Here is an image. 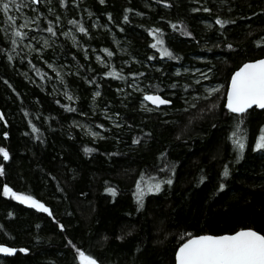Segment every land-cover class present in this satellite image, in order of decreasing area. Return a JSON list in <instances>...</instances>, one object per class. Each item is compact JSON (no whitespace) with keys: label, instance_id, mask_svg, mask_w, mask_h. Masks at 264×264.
Returning <instances> with one entry per match:
<instances>
[{"label":"trees","instance_id":"trees-1","mask_svg":"<svg viewBox=\"0 0 264 264\" xmlns=\"http://www.w3.org/2000/svg\"><path fill=\"white\" fill-rule=\"evenodd\" d=\"M229 5H234L231 11ZM203 6L212 12L191 11ZM50 7L55 11L41 6L47 19L41 17L39 32L35 27L25 30L47 38L50 34L43 29L48 20L61 33L72 30L82 47L77 49L70 38L58 34L52 39L59 55L49 63L57 70L62 68L68 90L78 99L65 98L64 86L39 56L33 53L21 59L28 51L23 45L8 51L10 42L0 40V47L5 48L0 52V112L4 114L0 147L10 154L8 161L0 154L4 165L0 175V243L17 249L0 255V264H80L69 239L102 264H174L175 250L189 234L219 235L244 226L264 232V151L252 150L264 126V111L257 109L242 125L247 130L248 147L243 158L236 160L228 139L233 128L223 108L224 94L216 102L194 96H202L204 83L222 84L224 90L238 66L264 56V44H254L264 37V0H229L224 5L219 0H201L200 4L171 0L170 7L158 0H106L104 4L66 0L63 6L52 0ZM125 9L134 10L128 13L130 23L123 20ZM26 10L28 16L33 15L30 8ZM57 15L59 24L55 23ZM216 15L236 21L225 26L223 36L217 31ZM72 19L80 21L88 35L69 24ZM5 20L0 12V27H5ZM205 22L212 27L207 28ZM149 28H160L164 47L180 59L162 57L159 47L152 48L155 38ZM181 28L193 36L182 35L177 31ZM3 35L0 32V37ZM33 41L42 46L41 40ZM227 43L234 48L228 49ZM104 48L113 56L108 57ZM8 55L13 56L11 61ZM97 55L108 63H99ZM28 60L42 69L43 80ZM109 67L122 71L126 79L104 76ZM184 68L190 71L184 73ZM192 69L208 78L197 84V72ZM129 72H142L143 76L135 77L137 83L145 90L159 85L160 94L173 104L158 111L142 109L143 94L131 86L134 78ZM92 77H96L94 84H88ZM173 82L177 88L169 86ZM184 84L192 87L184 89ZM97 90L101 95L94 101ZM185 100L196 107L185 110ZM206 103L220 107L200 113ZM64 104L76 111L66 110ZM29 121L38 132L33 133ZM84 125L100 132L103 139L86 134ZM4 131L8 137L3 136ZM134 137H139L136 144ZM85 146L96 151L85 154ZM225 165L230 169L227 178L221 176ZM169 178L172 184L165 183L158 193H146L144 206L138 210L137 182L146 188ZM221 180L226 184L223 190L218 187ZM4 184L40 200L55 219L3 196ZM106 187L116 188L115 197L104 191ZM56 221L65 228L61 230ZM21 247L30 251L20 252Z\"/></svg>","mask_w":264,"mask_h":264},{"label":"snow or ice","instance_id":"snow-or-ice-1","mask_svg":"<svg viewBox=\"0 0 264 264\" xmlns=\"http://www.w3.org/2000/svg\"><path fill=\"white\" fill-rule=\"evenodd\" d=\"M75 3L76 0H73ZM101 4H104L106 0H99ZM158 2L165 7L171 6V0H158ZM196 3L200 4L201 0H195ZM229 0H219L221 5L228 4ZM52 4V0H0V12L4 14L6 20L4 21L5 27H0V32H3V37H0V40L4 42H10V48L8 51H15V49L19 45H23L25 49L28 51L22 55L21 59H27L29 55L36 54L39 56L41 60H44V63L47 64L49 69H52L55 72V79L59 80L61 84L64 86L63 95L66 99L72 101L78 99L71 91H69V86L65 83V78L62 74V68L57 70V66L52 63H49V60L58 57L59 53L56 50L55 41L52 39L56 37L58 34L63 35L71 39L72 43L76 45L77 49H80L82 46L77 41L75 35L72 34V30H68L65 32H60L59 29L53 26V21L48 20V26L43 29L48 34H50L47 38L39 37L38 35L32 34L25 29H29L31 27H35L37 32L41 30L40 22L41 17L47 19V16L44 12L41 11V6H45L48 12H54L55 9L50 7ZM66 4V0H59V5L63 6ZM150 6V5H149ZM234 5H229L228 10L231 11V8ZM30 8L33 12L32 16L24 15L22 17L23 23H17L16 16L10 15V12L19 13L21 9ZM129 11H134L132 9H125L123 20L125 22L130 23L129 19ZM192 12H208L211 13L212 9L203 6L199 8H192ZM264 11V9H262ZM91 15V13H89ZM109 19H111V14L109 13ZM140 15H143L140 13ZM60 17L56 16L55 23L59 24ZM215 25L219 26L217 30L221 36L226 33V25H235L236 21L233 19L222 17L221 15H216L214 17ZM69 24L75 25L78 29L79 33L88 35L87 28L78 20L72 19L68 21ZM171 23V22H170ZM207 28H211L212 24L205 22ZM107 27V25H104ZM172 27L175 29L176 25L173 23ZM180 31L182 35L185 36H193L191 31H187L186 29H177ZM149 34H151L155 39L152 43V48H158L160 55L170 57L173 60L180 59L179 56L174 55L168 48L164 47V40L161 37V29L160 28H149ZM27 40V43H25ZM33 40H41L42 46H37L32 43ZM51 41V42H50ZM254 44L257 46L264 44V37L256 39ZM219 47V45H216ZM226 47L228 49H233L234 45L232 43H227ZM211 50V49H209ZM5 48L0 47V52H4ZM104 52L107 53L108 57L113 56V52L108 48L103 49ZM84 57L88 56V52H83ZM48 59H45V57ZM35 58V57H33ZM13 59L12 55L7 56V60L11 61ZM151 59V57H149ZM198 59L206 60L207 57H198ZM96 60L101 64H107L108 61H105L99 55L96 56ZM28 64L33 70L36 72L38 76L43 80L45 78L42 69L36 67L31 60H28ZM177 73H180V69L176 70ZM184 73H188L190 70L188 68L183 69ZM191 71H195L198 74L199 79L196 80V83L199 84L200 79H207L208 77L199 72L198 69H192ZM209 74L211 73V69L208 70ZM104 76L116 77L117 79L124 81L126 76L122 71L118 72L117 69L109 67L108 71L103 72ZM128 76L133 77L132 87H134L135 91L142 92L143 99L141 100L140 107L147 111H158L162 110L160 106H168L172 105L173 101L170 98H165L159 92V85H149V89L145 90L141 85H139L135 79V77L143 76L142 72H129ZM96 77H92L87 80L88 84H94ZM171 88H177L178 85L173 82L169 85ZM192 87L189 84H184L183 88L188 89ZM222 86L217 84L215 87L205 88V92L207 95L201 96L199 94L194 93L195 99H203L208 101V98L211 97L214 93L220 92ZM100 91H95L93 93V100L100 96ZM171 95H176L175 93H171ZM147 102H151V105L155 107H148ZM59 103V101H57ZM185 105L187 110L188 107L195 108L196 105L193 103L191 105L188 104V101L185 100ZM63 107L68 111H76L75 108L70 107L69 104H64ZM220 105L217 103H206V106L200 108L198 111L200 113H212ZM223 108L227 111V114L232 119V128L233 131L229 135L228 139L231 140L232 147L235 151L236 160H240L243 158L245 154V149L248 147L247 144V130L242 127L245 125L249 119V117L257 110L264 111V56L255 59L246 60L240 66L236 68L230 75V80L227 84V87L224 89V103ZM83 114V113H82ZM119 115V114H117ZM111 119V117H109ZM0 120H4V114L0 112ZM115 123V121H113ZM7 121L5 120V124ZM75 123V121H74ZM191 123V119L188 121ZM29 124L32 128L33 133L38 132L35 124H32L29 121ZM77 127H80L77 124ZM84 127L88 128L87 125ZM100 128H104L103 124L99 125ZM187 127V125H186ZM215 127V125H213ZM4 137H8L9 133L4 131ZM86 134H90L94 138L103 139L100 132L93 131L91 128H88V132ZM139 142V137L133 138V144ZM253 151H264V126L260 128V134L256 137L255 143L252 146ZM96 151V149L85 146L84 152L85 154H90L91 152ZM0 154H2L3 160L8 161L10 159L9 152L4 148L0 147ZM164 155V153H161ZM4 174V165L0 163V175ZM230 175V169L228 165H225L223 171L221 172V176L223 178H227ZM202 181L205 179L204 176L200 178ZM172 179L169 178L167 181L157 180L154 183L148 184L146 188L141 187L139 181L137 182V192L135 193V198L138 202V210L143 208L144 206V197L146 193H158L161 191L162 186L167 183L168 185L172 184ZM219 189L223 190L226 187V184L221 180L219 183ZM106 193H111L113 197L116 195L115 187H106L104 189ZM2 195L5 197H13L16 200L21 201L24 204H30L33 208H38L43 212L47 213L49 216H52L55 219L52 211L48 206L42 203L40 200L34 198L31 195H25L20 192H15L11 187L7 184L3 185ZM12 215V213H9ZM59 228L63 230L65 225L56 221ZM2 227V225H0ZM117 239H123V237H117ZM68 245H70L75 252L77 253V257L79 259L80 264H102L97 258L92 255L86 254L79 247H77L71 239L67 241ZM17 251L14 247H6L0 244V253H15ZM20 252L28 253L30 250L27 247H21L19 249ZM174 264H264V232L256 230L254 227H240L236 230L230 232H224L222 234H211L205 232L199 235H191L189 234V238L183 240L182 243L179 244L178 248L175 250V258Z\"/></svg>","mask_w":264,"mask_h":264},{"label":"rangeland","instance_id":"rangeland-1","mask_svg":"<svg viewBox=\"0 0 264 264\" xmlns=\"http://www.w3.org/2000/svg\"><path fill=\"white\" fill-rule=\"evenodd\" d=\"M17 2H19V0H17ZM27 8H24V9H21V11L19 12V13H17V12H10L11 13V15H14V16H16V19H17V21H18V23H23V19H22V17L24 16V15H27V10H26ZM28 16V15H27ZM36 41V40H35ZM32 43L34 44V41H32ZM36 45V44H35ZM197 76V78L196 79H199V77H198V74H196ZM219 84V83H218ZM217 85V83H215V84H207V83H204L203 84V94H202V96H205V95H207V93L205 92V88L206 87H208V88H211V87H215ZM219 85H221L222 86V84H219ZM224 94V90H223V88H221V90H220V92H217V93H214L211 97H209L208 99H211V101H218L219 100V98L220 97H222V95ZM87 131H88V128H85ZM28 205H30V204H28ZM31 206V205H30ZM38 209V208H37Z\"/></svg>","mask_w":264,"mask_h":264},{"label":"water","instance_id":"water-1","mask_svg":"<svg viewBox=\"0 0 264 264\" xmlns=\"http://www.w3.org/2000/svg\"><path fill=\"white\" fill-rule=\"evenodd\" d=\"M236 70V69H235ZM234 70V71H235ZM229 80H230V77H229ZM229 80H228V82H229ZM228 84V83H227ZM147 103H149L150 105H151V102H147ZM151 106H153V105H151ZM155 107V106H154ZM160 107H164V106H160ZM259 110V109H258ZM0 244H2V243H0ZM2 245H4V246H6V247H10V246H8V245H6V244H2ZM9 253H0V255H8Z\"/></svg>","mask_w":264,"mask_h":264},{"label":"bare ground","instance_id":"bare-ground-1","mask_svg":"<svg viewBox=\"0 0 264 264\" xmlns=\"http://www.w3.org/2000/svg\"><path fill=\"white\" fill-rule=\"evenodd\" d=\"M149 104V103H148ZM150 105V104H149ZM154 107V106H153Z\"/></svg>","mask_w":264,"mask_h":264}]
</instances>
